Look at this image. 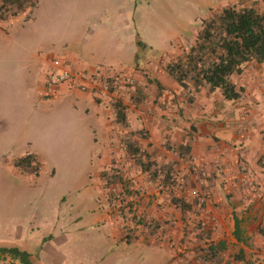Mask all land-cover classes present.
Here are the masks:
<instances>
[{
    "label": "rangeland",
    "instance_id": "obj_1",
    "mask_svg": "<svg viewBox=\"0 0 264 264\" xmlns=\"http://www.w3.org/2000/svg\"><path fill=\"white\" fill-rule=\"evenodd\" d=\"M232 5L264 10V0H39L34 10L35 18H32V11L27 21H21L23 25L18 33L13 28L15 42L0 45V241L6 240L21 248L24 238H32L37 244H29L27 251L35 264H175L171 263L165 248H158V255L154 250L157 246L138 240L128 242L113 233L107 224L94 223V215L108 212L113 205L111 199H114L117 204L113 208L117 209V214L128 219L131 214L140 229L156 232L163 225L150 215L154 201L160 199L167 206L165 202L172 200L173 195L186 201L181 194L186 190L195 199L194 205L203 208L199 197L207 198V195L188 186L184 161L175 162L178 167H172L169 173L173 175V188L162 182L165 175H160L156 182L149 174L146 182H151V187H145L141 166L121 144L126 131L110 112L107 119L111 132L118 138L116 144L110 143V148L122 154L119 160L113 157L102 165L108 168L106 175L101 176L102 184L108 189L110 198L107 199L93 184L97 176L92 179L89 176L92 161L98 163V155L102 153L101 138L97 134L98 141H95L93 134L95 126L100 124L95 111L87 112L85 99L76 95H62L52 102L42 103L37 98L39 84L45 63L51 57L65 55L73 49L83 53L89 49L126 46L131 37L139 40L140 47L143 43L139 42L147 43L157 60L159 57L164 61L175 60L178 56L170 53L180 51L182 55L190 47L202 18ZM146 96L140 103L150 102L149 95ZM140 146L148 150L144 144ZM32 150L38 151L44 169L40 174L25 176L17 172L13 160ZM133 170H137L139 177L135 179L139 184L137 190L131 188L134 179L128 172ZM168 171L167 168L165 172ZM178 179L183 182L179 184ZM158 182H161L159 186ZM177 184L179 188L175 190ZM131 194L139 198L136 209H131V202L127 200ZM83 199L87 206L85 217L77 220ZM73 203L77 207L68 215ZM141 205L146 209L142 210ZM155 206L159 207L158 212L161 204ZM95 208L100 209L94 212ZM139 208L141 213H138ZM178 211L173 210V215ZM188 211L182 238L174 245L171 241L175 258L180 257L185 264H209L203 261L198 249L215 240L205 234L207 224L196 217V209L195 213ZM55 214L57 218L54 219ZM18 225L23 227L21 237ZM225 241L228 250L223 253L220 264H246L241 258L247 260L248 254L242 255L236 241ZM12 260L8 257L0 260V264H21ZM247 262L262 264L253 256Z\"/></svg>",
    "mask_w": 264,
    "mask_h": 264
},
{
    "label": "crops",
    "instance_id": "obj_2",
    "mask_svg": "<svg viewBox=\"0 0 264 264\" xmlns=\"http://www.w3.org/2000/svg\"><path fill=\"white\" fill-rule=\"evenodd\" d=\"M34 10L32 18H35ZM28 13L29 11L0 21V45L14 41L13 28L15 33H18L19 27L23 25L21 21L28 20L26 19ZM137 40V38L131 37L128 45L120 44L110 50L89 49L82 53L78 49H73L65 52V55L59 56L68 59L75 68L88 73L95 72L99 66H105L104 68L114 66L115 68L112 69L118 71L121 68H126L125 72L135 78V84L131 85L126 82L118 84L119 99L116 102L120 100L126 106V110L129 112L127 113L128 121V114H130L129 130L145 129L147 131L148 138L139 141L140 144L148 147L147 152L157 162L178 167V163L184 161V166L187 167L185 172H188L189 176L188 186L207 195L203 203L200 202L199 197V204L204 207L200 208L201 205H194L195 199L189 191L185 190L181 194L184 195L185 203H193L190 211L196 212L195 214H198L196 217L207 224L205 229L208 230L209 237L215 240L214 242L224 241L227 245L226 250H228V242L225 240L236 241L241 252L244 253L242 255L247 256L248 254L247 260L253 256L255 259L258 258V262L264 264V164L262 163L264 160V62L246 63L242 66V72L232 77L237 88L241 90V96L238 99L230 100L224 96L220 89L210 91L207 86H200L197 89L183 88L167 74L165 65L169 61L161 60V57L157 60L149 50L150 46L141 41L143 46L140 47ZM180 53V51H176L170 54L179 56ZM77 91L67 85L59 87L56 91H43L41 86L37 98L38 101L46 103L49 100L52 102L54 98L59 99L62 95H76L85 99L88 105L87 112L95 111L100 124L95 126L93 134L95 141H98L97 134L101 138L99 143L102 144V153L100 152L98 155V163L92 161L89 176L90 179L97 176L96 181L92 180L93 184L95 187H99L103 191L104 197L107 198L109 197L108 189L102 184L101 176L106 175L108 168L104 169L102 165L107 164L113 157L119 160L122 154L110 148L111 142H114L113 144L118 142V138L111 132L110 120L107 119L110 112L115 114L113 105L116 102L108 104L96 98L92 91L83 93ZM137 93H140L142 100L144 96L149 95L146 97L150 102L143 104L139 99L134 101ZM13 96L17 97V94H13ZM98 127L102 128V131H99ZM185 143L192 146V158L188 161L183 160L177 152H173L168 147ZM142 150L145 149L141 147ZM112 151H114L113 154ZM28 153L35 154L40 161L41 170L38 173L40 174L44 165L37 150L28 151L15 157L14 166L17 158ZM175 162L178 163L175 164ZM15 168L19 172L16 166ZM92 170L95 173H92ZM140 172L143 174L142 178L146 179L144 186L151 187V182H146L148 173L142 168ZM54 173L55 170H52V174ZM128 173L134 179V185L131 188L139 189V184L135 180L138 177L137 170ZM28 175L25 174V176ZM33 175L35 174H30V176ZM158 184L160 185L161 182L156 185L159 186ZM169 188L166 186L167 190ZM173 197L175 196L173 195L172 200L168 199L165 202L167 206H164L158 199L150 208V215L155 216V221L159 220L160 225H163L156 232L140 229L141 226L137 225L131 214H129L130 219L117 214V209L113 208V205L117 204L114 199H111L113 205L108 209V212L104 211L99 216L94 215V223L107 224L113 233L125 238L128 242L138 240L139 243L157 246L154 250L158 255L160 254L158 248H165L171 263L185 264L181 262L180 257L175 258V249L172 248L171 241L174 245L182 238L183 224L187 220L186 214L189 211L186 208L177 207L172 202ZM134 198L133 194L127 198L128 202H131V209H136V203L140 202L138 197L135 198L136 205L132 207ZM86 200L89 203L88 199ZM97 200L100 203V199ZM145 200L147 201V198ZM156 203L161 204V209L158 212L156 210L159 207L156 208ZM81 204L84 205H79L81 213H77V220L85 217L84 210L87 206H85L84 199ZM141 206L142 210L146 209V206ZM76 207L77 205L75 206L73 203L72 211L67 214H73ZM98 209L100 208H95L94 212ZM173 210H179V213L176 212L174 216ZM87 211L90 221L89 208ZM141 212L139 208L138 213ZM183 217L185 219H182ZM53 218H57L56 214ZM236 219L239 221L240 240L235 234ZM17 230L21 237L24 233L23 227L18 225ZM29 244L33 245L37 242L32 238H24L20 243L21 248L25 250L29 249ZM0 245L13 246L15 244L4 240L0 241ZM180 250L182 251V249ZM245 259L242 260L248 264Z\"/></svg>",
    "mask_w": 264,
    "mask_h": 264
},
{
    "label": "trees",
    "instance_id": "obj_3",
    "mask_svg": "<svg viewBox=\"0 0 264 264\" xmlns=\"http://www.w3.org/2000/svg\"><path fill=\"white\" fill-rule=\"evenodd\" d=\"M37 3L38 0H0V21L29 11L26 16L28 19ZM251 61L264 62V10L253 6L232 5L202 18L194 42L182 55L169 61L165 65V70L185 89L207 86L210 91L220 89L227 99L233 100L241 96V90L237 88L232 77L241 73L242 66ZM138 99L141 101L140 93H137L134 101ZM113 109L117 123L123 130H128L126 136L121 139V144L127 149L130 157L152 175L154 181L157 182L160 175H165L162 182L172 187L173 175L169 174L173 170L172 166L159 164L146 150L141 151L139 140L148 138L147 131L129 130L127 108L122 102H116ZM168 147L177 152L183 160L188 161L192 158V146L189 143ZM15 166L22 174H38L41 170V163L33 153L17 158ZM167 168L169 171L165 172ZM173 202L180 208L191 209L193 206V203H185L176 196L173 197ZM235 228L236 237L240 240L237 219ZM205 234L209 235V232ZM226 249V243L218 241L211 242L205 247L201 246L198 253L204 262L220 264ZM8 257L21 264H35L27 250L17 246L0 245V260Z\"/></svg>",
    "mask_w": 264,
    "mask_h": 264
},
{
    "label": "built area",
    "instance_id": "obj_4",
    "mask_svg": "<svg viewBox=\"0 0 264 264\" xmlns=\"http://www.w3.org/2000/svg\"><path fill=\"white\" fill-rule=\"evenodd\" d=\"M104 67L99 66L95 72L88 73L75 68L68 59L57 55L47 60L41 86L43 91H56L63 85L81 92L92 91L100 101L112 104L119 99L117 85H120L121 82L134 85L135 78L125 72L126 68H121L118 71L112 69L115 68L114 66ZM262 163L264 164V160ZM178 181L181 184L183 179L181 181L178 179ZM179 184L174 187L175 190L179 188ZM194 192L197 194L196 191ZM205 200V196L200 197V202L203 203Z\"/></svg>",
    "mask_w": 264,
    "mask_h": 264
}]
</instances>
